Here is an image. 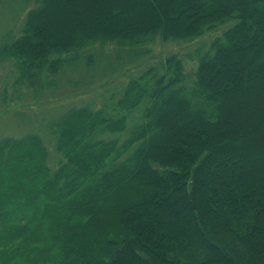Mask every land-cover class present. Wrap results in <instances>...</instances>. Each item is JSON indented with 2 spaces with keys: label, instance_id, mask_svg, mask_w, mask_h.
I'll list each match as a JSON object with an SVG mask.
<instances>
[{
  "label": "trees",
  "instance_id": "trees-1",
  "mask_svg": "<svg viewBox=\"0 0 264 264\" xmlns=\"http://www.w3.org/2000/svg\"><path fill=\"white\" fill-rule=\"evenodd\" d=\"M209 35L190 83L175 54L128 83L121 145L97 135L127 117L89 107L50 123L55 169L41 137L0 139V264H264V0H35L0 61L40 92L92 47Z\"/></svg>",
  "mask_w": 264,
  "mask_h": 264
},
{
  "label": "rangeland",
  "instance_id": "rangeland-1",
  "mask_svg": "<svg viewBox=\"0 0 264 264\" xmlns=\"http://www.w3.org/2000/svg\"><path fill=\"white\" fill-rule=\"evenodd\" d=\"M34 3L35 0L28 3L25 0H0V47L15 35H20L25 14ZM213 37L209 35L192 43L164 41L157 37L144 49L139 48V58L133 61H129L130 57L123 50L116 51L109 46L92 47L85 53V56L93 55L95 64L92 68L87 65L86 58L82 59L76 67L62 72L57 86L40 92L30 91L26 84H16L18 74L11 73L15 70L14 66L0 61V139H21L28 135L41 137L48 149V165L55 169L62 156L56 150L50 123L72 110L89 107L96 111L104 110L107 117L114 121L127 117V129L123 133L97 135L99 139L116 140L121 145L128 140L133 127L141 124L143 112L141 108L133 111L118 109L117 104L128 83L139 80L151 67L159 66L173 54L185 62L190 83L197 65L192 58L195 51L198 47L208 48ZM143 50L148 52L142 53Z\"/></svg>",
  "mask_w": 264,
  "mask_h": 264
}]
</instances>
